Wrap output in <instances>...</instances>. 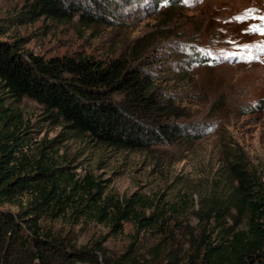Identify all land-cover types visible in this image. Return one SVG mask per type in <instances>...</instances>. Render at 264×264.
Listing matches in <instances>:
<instances>
[{"label": "rangeland", "instance_id": "1", "mask_svg": "<svg viewBox=\"0 0 264 264\" xmlns=\"http://www.w3.org/2000/svg\"><path fill=\"white\" fill-rule=\"evenodd\" d=\"M102 2L99 12L109 22L83 27L44 17L27 21L25 0H0V41L46 57L82 52L99 58L117 57L148 35L160 84L176 101L175 121L189 137L145 150L113 149L72 134L31 98H9L5 107L20 112L19 134L29 140V155L38 156L47 145L44 151L61 167L67 193L73 194L76 180L86 186L90 175L100 182L103 200L139 194L164 210L155 228L139 229L127 221L122 233L113 234L110 221L99 222L76 209L89 203L82 189L80 196L73 195V208L59 218L44 217L41 225L78 245L104 242L117 254L132 241L147 250L163 226L171 236L169 250L182 256L181 264H200L205 243L218 242L223 228L246 227V212L231 209L221 218L207 215L202 206L205 200L226 201L231 194L232 148L245 155L264 184V0ZM202 57L207 63H201ZM21 148L27 154V145ZM0 209L16 213L19 206L5 203Z\"/></svg>", "mask_w": 264, "mask_h": 264}, {"label": "trees", "instance_id": "2", "mask_svg": "<svg viewBox=\"0 0 264 264\" xmlns=\"http://www.w3.org/2000/svg\"><path fill=\"white\" fill-rule=\"evenodd\" d=\"M25 1L27 21L44 17L57 23L77 21L83 27L109 22L107 14L99 12L103 0ZM153 47L147 35L117 57L82 52L46 57L0 41V206H19L16 213L0 209V264H181L182 256L169 250L171 236L163 226L158 229L161 237L147 250L132 241L118 254L104 242L78 245L46 230L41 220L65 215L74 207L73 195L80 196L82 189L89 203L76 209L99 222L110 221L113 234L122 233L127 221H134L139 229L155 228L164 219V210L139 194L123 201L103 200L100 182L90 175L86 186L76 180L70 188L73 194L67 193L61 167L44 151L47 145L38 156L29 155V140L19 134L22 116L5 107L9 98H31L72 134L113 149L172 145L189 135L177 126L178 107L160 84ZM203 58L201 63H207ZM25 145L27 154L21 148ZM228 166L235 183L231 194L226 201L205 200L202 206L207 215L221 218L231 209L246 212V227L223 228L218 242L205 243L200 264H264V184L240 150H230ZM25 194L30 197L23 201ZM148 209L153 212L146 216Z\"/></svg>", "mask_w": 264, "mask_h": 264}]
</instances>
